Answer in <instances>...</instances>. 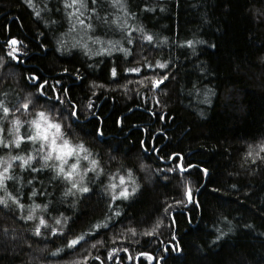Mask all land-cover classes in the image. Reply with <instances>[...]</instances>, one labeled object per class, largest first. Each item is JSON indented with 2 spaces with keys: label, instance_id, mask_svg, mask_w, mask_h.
Listing matches in <instances>:
<instances>
[{
  "label": "trees",
  "instance_id": "1",
  "mask_svg": "<svg viewBox=\"0 0 264 264\" xmlns=\"http://www.w3.org/2000/svg\"><path fill=\"white\" fill-rule=\"evenodd\" d=\"M83 2L89 7H81L78 0L72 8L52 12L56 0H31V5L25 0H0V125L5 128V141L14 135L8 130L13 128L15 118L23 122L21 134L32 135V118L39 111H48L58 117L71 142L83 145L89 162L84 180L78 182L93 189L86 194L73 188L63 197L61 193L71 188L72 182L58 177L56 183L62 187L56 191L53 184L47 183L55 169L31 172L18 168L21 162L12 161L10 174L23 177L25 182L37 178L32 185L24 183L25 192L35 188L39 195L43 188L51 193L43 201L23 196L20 199L26 205L33 199L37 203L53 198L65 201L50 204V208L74 219L76 234L95 235L97 230L89 225L109 224L89 242L103 244H97L95 249L85 245L87 251L61 254L58 260L49 256L46 264H69L88 251L93 257L100 256L101 261L89 259L87 264H264V204L260 203L264 198V163L259 165L261 170L254 171L250 159L244 158L248 144L264 139V0H167L165 12L150 10L156 0H150L148 9L143 8L142 0H119L127 11L112 0ZM93 7L97 11L93 12ZM69 12L73 15L69 16ZM52 20H58L59 25H53ZM56 27L59 31L53 30ZM147 34L154 36L152 42L142 39ZM164 36L169 43H163ZM13 38L17 45L10 43ZM188 39L207 41L195 44L206 76L198 71L197 57L191 56V48L183 43ZM85 44L99 54L89 55ZM103 48L109 51H101ZM118 58V71L142 67L143 74L123 71L127 79L120 81V87L111 84L109 68L117 65ZM165 60L172 62L167 72L146 67ZM65 68L69 69L67 73ZM77 73L83 79H76ZM161 74H172V79L157 91L151 81ZM43 81L49 85H43ZM92 81L110 86L101 94L90 86ZM53 84L55 88L50 87ZM194 85L201 91L192 90ZM62 87L69 91L61 92ZM208 89L214 93L210 95L211 105L203 103ZM90 101L92 108L87 107ZM25 103L30 107L23 108ZM3 107L10 108V113H4ZM198 109L204 111L203 117ZM25 144L23 150L12 146L0 151V158H4L0 171L7 166L9 154H36L35 144ZM171 153L180 154L182 159L169 160ZM37 160L43 163L40 156ZM92 160L97 164L93 165ZM49 163L56 164L52 160ZM141 163L145 165L143 169ZM32 164L39 167L36 161ZM180 164L183 170L167 171ZM189 164L201 167L188 168ZM203 167L209 169V174H203ZM157 168L161 171L157 172ZM118 176L125 177L124 187L130 192L134 183L140 185L127 200L118 197L122 190L116 182ZM6 183L11 185L12 181ZM21 183L17 180L15 187L19 189ZM113 183L120 201L118 207L109 202ZM189 183L199 205L187 203L183 195ZM232 184L238 190L232 189ZM4 195L0 189V196ZM176 200L184 201V207L178 206ZM162 204L171 206L166 224L173 215L178 217L171 228H156ZM12 205L10 200L8 206L0 204V264H41L38 249L45 246V241L50 250L64 242L36 236L26 229L34 228L40 215L58 227L51 219L58 213L36 209L37 219L28 221L22 217L31 209L26 206L19 210ZM117 210L123 215L108 222L107 217ZM221 213L234 223L250 222L255 228H241L213 244L212 225L227 230L223 222L217 223ZM132 228L137 234L131 232ZM145 231H155L156 235L145 237ZM166 247L169 251H162ZM113 248L119 251L115 259H109ZM124 249H128L127 255ZM141 253H152L156 259Z\"/></svg>",
  "mask_w": 264,
  "mask_h": 264
},
{
  "label": "snow or ice",
  "instance_id": "2",
  "mask_svg": "<svg viewBox=\"0 0 264 264\" xmlns=\"http://www.w3.org/2000/svg\"><path fill=\"white\" fill-rule=\"evenodd\" d=\"M25 2L29 5H31V0H25ZM77 2H78V0H71V3H69V0H56V3L52 5V8L50 10L52 12H62L67 8H72L75 4H77ZM79 2H80L81 7H89V4L84 3L83 0H79ZM92 2L95 3L96 0H92ZM149 2H150V0H142V4H143L144 9L149 8ZM177 2H178V0H177ZM112 3L118 4V6L121 8H125V11L128 10L127 7L125 6V4L120 3L119 0H112ZM166 3H167V0H156L155 4L151 7L150 10L152 12H155L157 9H159V11L165 12L168 10L165 7ZM91 10L93 12L97 11V9L95 7H93ZM75 12L79 13L80 9L76 8ZM39 15H40V13L36 12V16L39 17ZM68 15L72 16L73 13L69 12ZM201 15L203 16L205 22H208L206 14L202 13ZM100 19H101V21H103V17H101ZM45 23H48V21H46ZM51 23L53 25H59L58 20H52ZM79 23L83 24L84 21L80 20ZM88 27H93V25L89 24ZM53 30L59 31V27H56ZM141 30H143V29H141ZM37 35H45V33H38ZM142 39L147 40L149 42H152L154 40V36L152 34H147ZM162 39H163V43H165V44L169 43V38L167 36H164ZM10 43L12 45H17L18 41H17V39L13 38ZM109 43H111V41H109ZM133 43H138V42L133 41ZM183 43H184V45H187L191 48L190 55L197 57L196 63L200 65L198 67V71L206 76L208 74L207 70L203 66V62L199 61V53H198L197 49L195 48V44H206L207 41L202 40V39H196V40L188 39V40H185ZM45 47H46V45H45ZM61 47L63 49V44H61ZM83 47L85 49H87V53L91 56H97L99 54L98 52H94L90 48H88L87 44L83 45ZM212 47H215V45H212ZM18 51H19V49H16V52H18ZM101 51L108 52L109 50L107 48H103V49H101ZM122 51H127V49H122ZM16 52H14L13 55H16ZM185 58L187 59L188 57L186 56ZM0 63H3V58H0ZM118 66H119V58L117 60L116 66L110 65V68H109L110 75L108 77L111 84H115V85H117V87H120V81L121 80L127 79L123 75V71H127L130 73L134 72V73L143 74V68L142 67H129L127 69H122L121 71H118ZM171 66H172V62L170 60H165L164 62L157 61L156 64H147L146 65V67L149 69L153 68V67H158L159 69L164 70L165 72H167V70ZM68 71H69V69H67V68L64 69L65 73H67ZM76 79H83V78L80 77V75L77 73ZM171 79H172V74H161L158 78H152L151 87H154V88H156L157 91H159L160 86L164 85V87H167V85H165L164 82L165 81L170 82ZM56 83L61 84L62 81H57ZM129 83H131V81H129ZM141 83H144V81L142 80ZM43 85H49V82L43 81ZM90 86L92 88L97 89V91H100L101 94H103L102 93L103 88L109 87L110 85H108V84H97L96 81H92ZM127 86H128L127 84L123 85V87H125V88H127ZM38 87L40 88V91L44 90L42 86H38ZM50 87L55 88L56 85L53 84V85H50ZM202 87H206V86H202ZM192 90H194L196 92H200L201 87H196L194 85ZM60 91L61 92H68L69 89L62 87L60 89ZM213 94L214 93L212 92L211 89H208L207 91H205L203 103H205L207 105H211L212 99L210 98V95H213ZM37 99H39V97H37ZM0 104H3V101H0ZM29 107H30L29 103H25L23 105V108H25V109H27ZM87 107L92 108V107H94V105L90 101L88 103ZM10 111H11L10 108L3 107L4 113L7 114V113H10ZM17 111H20V109H17ZM198 112H199V115L201 117H203L205 115L203 110L198 109ZM156 115L159 117V113H157ZM4 119H7V116H5ZM44 120L47 121L49 126H54L57 129L58 133L60 132L61 125L59 123H53L52 120L49 119L48 115L43 111H41L39 113V118L31 120V125H34L35 129H40L43 127L42 121H44ZM22 123L23 122L20 120L19 117L15 118L13 128L8 130V131H12L14 133V135L7 142L5 141V138H4L5 128L2 125H0V151H6L8 147H12V146H14L17 150H23L24 148H26L25 142H31V141H36V140H40V139L48 141L47 134H46L47 130H45L44 133H42L40 131H35V133L32 135L21 134L20 125ZM159 131L163 132V129H160ZM164 134L166 135V133H164ZM153 139H155V137H153ZM50 143H51V151H49L47 154H44L42 156L43 163H40V161L37 160V156L41 155V150L33 149V151L36 153L35 155H26V154L25 155H11V154H9L7 157V166L3 167L2 171H0V189H3V191L5 193L4 196H0V204L8 206L9 200H10L13 202L12 206L18 208L19 210H23L26 206L29 207L31 210L28 212V214L26 216L22 217L24 220H28V221H34L37 219V217L35 215L36 209H43L45 213H49V212L55 210L58 213L57 216L51 217V219H52V221H54L55 225H60V226L53 227L52 224L49 222V219H46L45 215H40L38 217V223L34 226V228L26 229V231L34 232V234L36 236H41V237L50 236V237H53L56 239H60L64 242L61 246L56 247L54 250H50L47 247L48 242L45 241L44 242L45 246L43 248L38 249V251L42 254L41 264H46L49 256H51L53 259L58 260L61 256V254H63L64 256H70L72 253H75L78 250L87 251V249H85V245H89V247L91 249H95L97 247V244H103V241H97V243H91V244H89V242L92 240H95L96 236H98L100 234V231H105L109 227L108 223H105V224L95 223L94 226L89 225L90 228L94 227V229L97 230L95 235H91L90 232H85L84 234L74 233V231H73L74 219L69 218L68 216L65 215L64 212L59 211V209L50 208V204H52V205H54L56 203L62 204L65 201L57 200L56 198H53V200L48 201L47 203H44V202L37 203L36 199H40L41 201H43V199L46 196L51 195V193L47 192V190L43 189V188L39 190V195H38V191L35 188L29 190L28 192H25L24 191V183H26L28 185H32L33 179H37V178L34 177L32 179H27L25 182L23 177L9 173V170L13 168L12 161H18V162H21V163H19L18 168L30 169L31 172L39 173L40 169H55V175L49 176L47 183L53 184L55 186L56 191H60V188L62 187V185H58L56 183L58 177H62L66 181H71L72 187L68 188L67 191L61 193V195L63 197H67L70 193H72L73 188H78L81 193H86V194L93 191V189H90L86 185L81 186L77 180L73 179L77 174L76 170L79 167V159H77L76 163L71 164L70 170H66V168H65V164L67 163V157L74 154V149L69 144V141L64 140L63 144H57L56 139H52V140H50ZM80 150H83V145H80ZM53 152L58 153L56 155L55 159L59 160V164L49 163V161H51L53 159V155H52ZM157 158L158 159H164V157H160V156H158ZM167 158L169 160H172V161H178V160L182 159L181 155L178 153H171L168 155ZM244 158H245V160L250 159L251 164L254 166V171L261 170L259 168V165L261 163H264V139L254 143V144H248L247 145V151L244 153ZM149 159H151V157H149ZM3 160H4V158H0V163H3ZM33 161H36V163L39 165V167H34L32 164ZM91 163L93 165H96L97 161L92 160ZM142 167H145V165H142ZM187 167L193 168V167H201V166L189 164ZM177 169L183 170V164L177 165L176 168L167 169V171L176 172ZM93 170H95V169H93ZM156 171L160 172L161 169L157 168ZM202 171H203V174H209V169L207 167H203ZM185 175H190V174L185 172ZM129 178L131 179V176ZM163 178L167 179V177H163ZM78 179H79V181H83L84 176L80 175ZM157 179L159 180V179H161V177H157ZM17 180L22 181L19 189H17L15 187V182ZM6 181H12V184L9 185L8 183H6ZM124 182H125V177L121 176V180H120L121 185H123ZM40 183L43 184L44 181L41 180ZM110 188L112 190V193H111L109 202L112 203L114 206L118 207L120 201H118V199H117V193L115 191L116 185L113 183L110 185ZM139 188H140V185L135 184V183L131 189V192L128 190L127 187H124L122 190H120L118 192V197L123 198L124 200H127L133 193H136L137 189H139ZM231 188L238 190V186L236 184H232ZM106 191H107V189H106ZM193 191L194 190L189 183V186L187 187V190L183 193V195H185L187 197V203L192 204L193 206H196V205L200 204V201L198 199L193 198ZM14 192H15V194H13ZM21 196L25 197L26 200L29 197L36 198V199H33L32 203L30 205H26L24 202L21 201V199H20ZM175 203L178 206H180L181 208L184 207V204H185V202L182 200H176ZM260 203L264 204V198L261 199ZM158 211H159V216H157L155 219V225H156L157 229H159L161 227L171 228L172 226H174L175 222L178 219V217H176L174 215L171 217V220L169 223H167V224L165 223V221L168 220V214L171 212V206L170 205L162 204L160 206V208L158 209ZM122 215H123V213L121 211L117 210L113 215H109L107 217V221L111 222L114 217H121ZM238 215H240V219L243 220V215L240 213H238ZM188 218L190 220L194 219V217H192V216H189ZM147 222L148 221H142V223H147ZM221 222H223L225 224L227 230L225 231L223 228H217L216 224L214 223L212 225V228H213L212 237H213V239L211 241L213 244L221 241L229 233L237 232L241 228H243V229H254L255 228V225L250 223V222L249 223H234V220L229 219L228 216H225L222 213L220 214L219 220L217 221V223H221ZM130 230L134 235L137 234L135 228H132ZM4 231H6V229ZM70 233L72 234L71 236L69 235ZM143 235L145 237H149V236L154 237L156 235V232L155 231H153V232L145 231L143 233ZM261 235H264V233H261ZM121 238L126 239V237H121ZM25 242H27V238L25 239ZM51 242L54 243L55 239H53ZM169 243H171V242H169ZM158 246L159 245L157 244V247ZM118 251H119L118 249L113 248L111 250V252L109 253L108 258L109 259H115L114 254ZM123 251H124L125 255L128 254V249H124ZM162 251H169V248L166 247V248L162 249ZM145 255L149 256L150 258H152L154 260L156 259V257H154L152 253H141V256H145ZM128 258L131 259V257H128ZM89 259H92L94 262H100L101 261L100 256H94L93 257L91 252L88 251L87 255H82L81 257H76V258L70 260L69 264H87V261ZM160 259H161V261L164 260L163 257H161Z\"/></svg>",
  "mask_w": 264,
  "mask_h": 264
},
{
  "label": "rangeland",
  "instance_id": "3",
  "mask_svg": "<svg viewBox=\"0 0 264 264\" xmlns=\"http://www.w3.org/2000/svg\"><path fill=\"white\" fill-rule=\"evenodd\" d=\"M50 108H52V106H50ZM52 109H54V108H52ZM40 112L41 111H39L38 114H36L32 118V120L39 118V113ZM44 112L48 115L49 119H51L53 123H59L58 122V119H57L58 117L52 116L48 111H44ZM42 125H43V127H46L48 125L47 121L46 120L42 121ZM34 133H35V126H34V130L32 131V134H34ZM48 134L49 135L52 134V130L51 129H49V133ZM64 140H68L69 141V144L74 149V154L67 157V163L65 164V168H66V170H70L71 169V164L72 163H76L77 162V159H79V167L76 170V173L77 174L73 178L74 180L79 181V179H78L79 176L80 175H83L85 173L84 172V169H85V165L88 164V162H89V160H88L89 156H88V154L84 150H80L79 145L74 144L73 142L70 141L69 138H67V136L65 135L64 131L62 130V126H61L60 132L57 134V144H63V141ZM31 142L37 146L34 149L41 150V155H40L41 158H42V156L44 154H47L49 151H51V143H50V140L45 141L43 139H40V140H36V141H31ZM57 154L58 153H56V152H53L52 153V155H53L52 161L55 162L56 164H59V160H56L55 159V157H56ZM82 166H83V168H82ZM88 166L86 167V171L89 169ZM116 182H117L118 187L120 189H123L124 184L121 185L119 179H117V178H116Z\"/></svg>",
  "mask_w": 264,
  "mask_h": 264
},
{
  "label": "clouds",
  "instance_id": "4",
  "mask_svg": "<svg viewBox=\"0 0 264 264\" xmlns=\"http://www.w3.org/2000/svg\"><path fill=\"white\" fill-rule=\"evenodd\" d=\"M49 129L52 130V134L51 135L48 134L49 133ZM45 130H47L46 134H47L48 140L56 139V142H57V134H58V132H57V129L54 126L47 125L46 127H42L40 129H35V131H40L42 133H44ZM142 165H144V164L143 163L140 164V168L141 169L144 168V167H142ZM125 175H127V172H125ZM117 179H119V181H120L121 180V176H118Z\"/></svg>",
  "mask_w": 264,
  "mask_h": 264
}]
</instances>
